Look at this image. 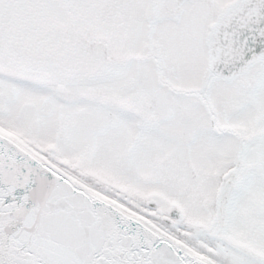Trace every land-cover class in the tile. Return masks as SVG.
I'll return each mask as SVG.
<instances>
[{
	"label": "snow or ice",
	"instance_id": "obj_1",
	"mask_svg": "<svg viewBox=\"0 0 264 264\" xmlns=\"http://www.w3.org/2000/svg\"><path fill=\"white\" fill-rule=\"evenodd\" d=\"M0 264H264V0H0Z\"/></svg>",
	"mask_w": 264,
	"mask_h": 264
}]
</instances>
